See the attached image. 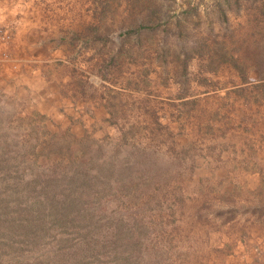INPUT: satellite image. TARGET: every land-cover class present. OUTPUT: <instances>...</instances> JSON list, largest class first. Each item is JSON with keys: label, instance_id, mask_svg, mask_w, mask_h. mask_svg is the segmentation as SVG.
<instances>
[{"label": "rangeland", "instance_id": "1", "mask_svg": "<svg viewBox=\"0 0 264 264\" xmlns=\"http://www.w3.org/2000/svg\"><path fill=\"white\" fill-rule=\"evenodd\" d=\"M0 264H264V0H0Z\"/></svg>", "mask_w": 264, "mask_h": 264}]
</instances>
